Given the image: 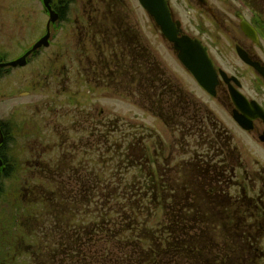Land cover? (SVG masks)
<instances>
[{"label":"rangeland","instance_id":"374dc122","mask_svg":"<svg viewBox=\"0 0 264 264\" xmlns=\"http://www.w3.org/2000/svg\"><path fill=\"white\" fill-rule=\"evenodd\" d=\"M98 2L72 0L68 18L55 26L49 46L31 55L25 66L0 70V123L6 137L0 147L6 167L0 182V264H71L69 256L58 253L65 236L75 235L94 264H142V251L148 249L142 238L163 235L170 222L156 194L159 142L166 156L172 154L168 164L174 167L163 170L162 179L168 180L169 189L171 180L188 171V149L206 150L190 137L180 139L181 149L173 147L183 132L167 126L141 102L138 57L130 55L131 71L125 74L107 68L108 56L116 58L117 47L126 44L96 33L111 23L110 14L95 11ZM126 3L146 47L174 82L206 102L238 138L225 111L163 42L139 1ZM91 14L97 20L94 26ZM46 19L39 0H0V56L12 60L22 55L46 33ZM83 24L86 32L81 33ZM250 147L252 157L264 166L262 154ZM152 175L155 195L149 187ZM210 211L220 221L208 228L224 227L226 233L206 232L200 249L210 260L194 264L217 263L220 257L230 258L228 264H264V239L258 245L244 242L240 230L222 221V212ZM244 222L236 226L258 237L251 222ZM172 252L163 254V264H178L179 256Z\"/></svg>","mask_w":264,"mask_h":264},{"label":"flooded vegetation","instance_id":"af4514ba","mask_svg":"<svg viewBox=\"0 0 264 264\" xmlns=\"http://www.w3.org/2000/svg\"><path fill=\"white\" fill-rule=\"evenodd\" d=\"M39 1L47 18V31L51 16L44 7V0ZM99 1L95 11L101 10L106 16L110 14L111 23L105 29L96 28V33L124 39L126 44L120 49L117 47L116 58L108 56L107 68L116 67L125 74L126 70H130V55L142 54V49L147 51L146 42L137 25L130 19V7L126 0ZM71 2L72 0H49L52 10L58 15V19L50 26L51 36L55 26L68 18ZM167 4L172 20L179 29V36L187 35L197 39L206 47L216 71L217 83L214 95L202 89L209 99L225 111L239 135L237 138L235 132L206 104V117L201 120L199 129L188 136L196 141L197 147L206 150L199 153L192 152V147L188 149L192 153L188 159V171L182 173L180 178L176 177V180L178 183L183 181L180 185H185L186 188L189 186L195 197H198V200L194 198L189 204L192 212L197 207L196 212L200 207L207 208L208 211L217 209L223 212L227 195L231 198L233 211L239 214V225L244 226V219H247L251 222V227L264 230V166L248 151L254 145L255 150L264 157V0H167ZM151 19L163 42L173 48V43L163 36L160 26ZM89 21L93 26L97 22L93 14ZM244 22L250 25V32L254 36L243 29ZM80 32H86L85 24L81 26ZM111 72L116 73L115 70ZM190 75L195 80L191 73ZM195 82L199 84L196 80ZM232 86L249 101L238 105L231 94ZM235 140L239 143L234 144ZM159 143V157L165 159L164 143ZM173 144L175 148L182 147L177 136ZM228 171L235 180L234 184L224 177ZM240 171L242 174L239 176ZM178 188L183 190L182 186ZM233 188L235 194L232 193ZM239 197L251 199V212L244 209L243 200L238 202ZM261 239H264V235Z\"/></svg>","mask_w":264,"mask_h":264},{"label":"trees","instance_id":"16d2710c","mask_svg":"<svg viewBox=\"0 0 264 264\" xmlns=\"http://www.w3.org/2000/svg\"><path fill=\"white\" fill-rule=\"evenodd\" d=\"M136 57L139 58V63H141L140 70L138 68L137 72L139 77H142L138 85L142 102H146L147 108L164 120L169 127H178L185 135L196 132L200 127V120L205 117L200 111L201 104L199 101L183 87L174 84L171 79L165 77L164 71L159 67L158 62L149 50L142 49V56L137 55ZM145 70L147 72H144ZM150 174H153L151 170ZM224 177L228 180L226 176ZM171 182L173 184L170 189L167 180L159 183L156 190L157 201L159 202L160 194L162 207L166 210V214L169 215L170 222L166 225L163 235L159 236L157 234V237L152 239L149 236L145 239L142 238V243H146L145 245L148 247V249L142 251V264H163L164 259L161 258L163 254L169 253V255H173V250L175 256H179L178 264L183 260L187 261V264L208 262L210 259H205L203 256L200 242L206 232L209 231L219 235V232L224 230V227L223 230L222 228L218 230L215 227H206L208 221H212L213 224L217 225L220 217L213 214L209 215V211L204 207H200L196 212L197 207L192 212L189 204L194 198L198 200V197H195L189 186L186 188L185 185H180L183 181L178 183L176 177ZM179 186H182L183 190L179 189ZM149 187L154 190L155 195L156 181L153 175L152 185ZM154 197L150 198L149 195H146V198L152 201ZM223 216L225 224L228 223V225L240 230L238 237L246 238L247 232L243 233L242 228L236 226L239 224L238 217L235 215L232 203H229L227 195ZM223 232L224 234L226 233L225 231ZM65 238V241L62 242L64 249L58 253L59 255L62 257L64 255L69 256L71 264H94L92 257H88L83 251L85 247L81 246V240L76 243L72 239L75 237L65 236ZM235 245L229 246L231 251H238ZM76 256L81 257L78 262ZM229 261L230 258L228 257H220L216 258L217 263L211 264H228Z\"/></svg>","mask_w":264,"mask_h":264},{"label":"water","instance_id":"95a60500","mask_svg":"<svg viewBox=\"0 0 264 264\" xmlns=\"http://www.w3.org/2000/svg\"><path fill=\"white\" fill-rule=\"evenodd\" d=\"M142 5L148 10V12L156 19L163 30L166 37L174 42V47L178 52V57L181 61L195 74L200 83L209 91L214 92V86L217 82L216 72L212 67L210 59L208 58L204 47L198 40H194L188 36H178V29L175 23L172 21L170 11L167 6L166 0H140ZM46 5L51 10V19L48 23V32L44 35L32 49L27 51L21 57L5 63H0V66H17L25 65L27 63L28 55L42 45H49L50 38V23L57 20L58 15L51 9L49 0H45ZM243 29L248 33L250 27L243 23ZM253 35V34H252ZM232 94L235 102L240 105L243 102L244 96L237 90L232 89ZM1 132V131H0ZM3 141L1 134L0 143ZM2 159L0 158V177H1Z\"/></svg>","mask_w":264,"mask_h":264}]
</instances>
